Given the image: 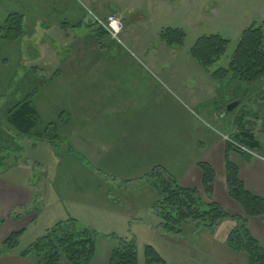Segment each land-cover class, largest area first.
Listing matches in <instances>:
<instances>
[{
  "label": "rangeland",
  "instance_id": "374dc122",
  "mask_svg": "<svg viewBox=\"0 0 264 264\" xmlns=\"http://www.w3.org/2000/svg\"><path fill=\"white\" fill-rule=\"evenodd\" d=\"M202 2L200 18L182 21L167 18L166 11L153 13L151 0H0V27L10 14L24 16L19 40L9 42L0 35V178L16 177L23 182L30 177L35 208L21 219L13 213L24 207L11 214L17 226H27L19 230L23 233L16 249L25 250L49 228L74 218L95 233L98 247L112 242L113 234L133 240L140 259L144 260L147 245L167 256L176 255L161 238L170 235L160 227L153 209L157 191L145 179L127 186L101 174L92 177L88 166L68 154L70 145H85L89 140L95 145H151V141L162 145L167 137L165 112L175 109L176 101L191 109L194 122L219 131L213 117H203L204 110L240 103L231 112L222 110L225 118L218 121L224 133L237 132L234 123L244 113L245 126L264 142V108L256 102L264 95V78L254 84L233 79L219 82L210 72L213 86L199 77L204 70L190 56L198 38L220 35L229 45L213 67H228L243 31L264 22L221 12L231 5L244 6L245 12L253 11L252 7L259 11L264 0ZM118 12L124 16L130 40L123 34L121 42L112 40L100 29L97 19L105 21ZM169 27L184 30L182 46H169L160 39L161 30ZM94 61L100 63L91 70L84 65ZM151 90L155 92L152 97ZM213 93L216 96L206 100ZM29 95L39 117L32 132L23 134L9 122L8 111ZM62 112L65 118L59 121ZM116 118L124 123L118 135L95 124ZM52 122L57 123L59 135L48 140L43 131ZM139 167L140 171L151 169V165ZM4 225L5 220L0 231ZM228 225L217 234L221 236Z\"/></svg>",
  "mask_w": 264,
  "mask_h": 264
},
{
  "label": "crops",
  "instance_id": "0c3cea01",
  "mask_svg": "<svg viewBox=\"0 0 264 264\" xmlns=\"http://www.w3.org/2000/svg\"><path fill=\"white\" fill-rule=\"evenodd\" d=\"M203 5L202 0H151V11L153 13L166 11L167 18L171 17L174 20L185 21L191 16H196L194 19L200 18L204 14ZM234 7L231 5L230 9L221 13L225 16L239 15L244 20H249V17L254 16L255 21L264 22V7H261L259 11H254L255 8L252 7L253 11L247 10V12H245L247 8L244 6L236 5L235 9H238L236 11H234ZM164 15L166 16L165 13ZM123 35L126 36L127 40H130L127 27ZM98 63L100 62L94 61L84 65L91 70L98 66ZM74 66L72 68L78 67ZM99 66L101 65L99 64ZM220 68L223 67H211L209 71L203 68L204 71L198 73L199 77L205 83L213 85L210 72ZM153 94L155 95V92L151 90V97ZM215 96L216 93L210 94V98L206 100L209 101ZM256 102L258 106L264 108V95L258 97ZM175 103V109H169L165 112L168 118V122H164L167 137L162 145L152 141L151 145H105L102 143L101 145H95L92 140H89L85 145L78 143L70 145L71 151L68 154L72 155L73 160H76L78 164L88 166L89 172L94 178L101 174L106 180L121 181L129 186L136 180L143 179L154 167L162 166L174 175L182 187L197 189L201 193L203 192V173L198 165L202 162L208 163L216 175L213 201L219 203L229 216L245 217L241 206L231 199L227 192V151L224 135H228L231 132L224 133V125H220L218 121L220 118H225V114H222V110L225 107H220L215 111L208 108L203 112V117H213L218 122L219 131L202 121L194 122L191 109L188 110L185 108L186 106H181L177 101ZM239 105L240 103L236 104L234 109H237ZM151 115H153L152 111ZM95 124L102 131L118 135L124 123L119 118H116L100 119ZM259 137L256 134V138L264 145V142ZM262 137H264V133H262ZM112 139L113 136L110 140ZM110 140H108L109 143H111ZM228 158L238 167L240 178L247 190L254 195L264 197V162L253 157L245 158L236 152H231ZM141 165H151V169L143 168L140 171L139 166ZM10 170L11 167L6 173ZM29 178L23 182H19L16 177L4 176L0 178V217L5 220V225L0 231V249L11 233L19 230L24 231L27 227L17 226L18 221L12 220L11 214L17 207L32 205L33 194L31 189H29L31 186ZM89 186V183H87L86 188H89ZM246 220L249 230L264 247V216L246 218ZM226 222L229 225L223 234L219 236L217 232ZM232 227L233 222L225 220L215 228L213 233L206 231L202 227L193 228L189 226V229H186L183 234L178 236L161 235V238L166 242L167 249L175 251L173 252L176 253L174 256L172 254L167 256L163 250L158 247L154 248L162 256L166 264H249L248 257L245 254L233 252L227 247L226 241ZM96 246L97 251L92 264H109V257L113 248L112 242L103 243V247H98L96 243ZM22 251L14 249L4 253L0 256V264H38L34 254L21 257ZM144 261L139 258V264H144ZM59 264L70 263L66 260H61Z\"/></svg>",
  "mask_w": 264,
  "mask_h": 264
},
{
  "label": "trees",
  "instance_id": "16d2710c",
  "mask_svg": "<svg viewBox=\"0 0 264 264\" xmlns=\"http://www.w3.org/2000/svg\"><path fill=\"white\" fill-rule=\"evenodd\" d=\"M100 29L106 34L102 27ZM23 34L24 16L19 13L10 14L0 27V35L9 42L19 40ZM185 38L186 34L182 29L166 28L160 33V39L169 46L180 47L184 44ZM228 45L229 40L220 35H204L192 46L190 56L209 71L226 52ZM211 77L219 82L233 79L247 84H254L264 78V23L252 25L243 31L228 67L215 70ZM8 112L9 122L20 133H31L36 127L39 116L32 104L31 95L19 101ZM243 114V118L240 116L239 121L236 120L234 123L239 130L230 133L231 141H226V185L228 195L241 206L245 217L229 216L219 203L213 201L216 175L208 163L202 162L198 165L203 173L202 193L197 189L182 187L174 175L162 166L154 167L143 179L157 191L158 199L153 209L160 219V227L167 235H181L185 227L189 226L202 227L213 233L221 222L231 220L233 227L226 241L227 247L233 252L245 254L249 264H264V247L251 233L246 220L264 216V197L247 190L240 178L238 167L228 158L231 152L245 158L251 157L239 147L256 153H262L264 150L253 129L245 126L248 121L247 119L245 121ZM63 118L65 112L59 115V121ZM241 123L244 126L240 129ZM43 133L48 140L57 139L59 135L57 123H49ZM34 209L33 205L19 208L14 211L13 217L21 219ZM3 223L4 220L0 217V227ZM22 233L23 231H19L10 235L0 249V256L18 247ZM110 236L113 248L109 264H139L133 240L119 239L113 234ZM96 251L95 233L71 218L49 228L20 255L26 257L34 254L38 264H59L61 260H66L70 264H92ZM144 260V264H166L158 251L150 245L144 249Z\"/></svg>",
  "mask_w": 264,
  "mask_h": 264
},
{
  "label": "built area",
  "instance_id": "2783aa9c",
  "mask_svg": "<svg viewBox=\"0 0 264 264\" xmlns=\"http://www.w3.org/2000/svg\"><path fill=\"white\" fill-rule=\"evenodd\" d=\"M102 28L108 33L111 39L120 41V36L125 29L123 18L120 14H110L105 21H99ZM225 140L231 141L228 136ZM242 151L249 154L251 157L259 159L264 162V150L262 153H256L248 150L245 147H239Z\"/></svg>",
  "mask_w": 264,
  "mask_h": 264
},
{
  "label": "water",
  "instance_id": "95a60500",
  "mask_svg": "<svg viewBox=\"0 0 264 264\" xmlns=\"http://www.w3.org/2000/svg\"><path fill=\"white\" fill-rule=\"evenodd\" d=\"M234 106H236V103L231 104L230 106H227V107H226V110H227V111H231V110L234 108Z\"/></svg>",
  "mask_w": 264,
  "mask_h": 264
}]
</instances>
